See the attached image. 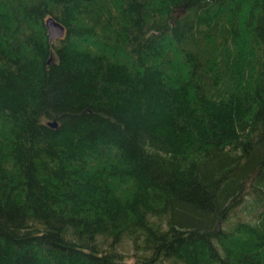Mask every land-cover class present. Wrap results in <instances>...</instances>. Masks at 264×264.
<instances>
[{
  "label": "trees",
  "instance_id": "trees-1",
  "mask_svg": "<svg viewBox=\"0 0 264 264\" xmlns=\"http://www.w3.org/2000/svg\"><path fill=\"white\" fill-rule=\"evenodd\" d=\"M0 264H264V0H0Z\"/></svg>",
  "mask_w": 264,
  "mask_h": 264
},
{
  "label": "water",
  "instance_id": "water-1",
  "mask_svg": "<svg viewBox=\"0 0 264 264\" xmlns=\"http://www.w3.org/2000/svg\"><path fill=\"white\" fill-rule=\"evenodd\" d=\"M45 25L47 28V35L49 41L53 43L56 39L63 38L66 34V27L61 22H59L54 17H48L45 21ZM49 126L56 128L58 126L57 121H49Z\"/></svg>",
  "mask_w": 264,
  "mask_h": 264
},
{
  "label": "rangeland",
  "instance_id": "rangeland-1",
  "mask_svg": "<svg viewBox=\"0 0 264 264\" xmlns=\"http://www.w3.org/2000/svg\"><path fill=\"white\" fill-rule=\"evenodd\" d=\"M119 186V185H118ZM120 187H123V185L122 186H120Z\"/></svg>",
  "mask_w": 264,
  "mask_h": 264
}]
</instances>
